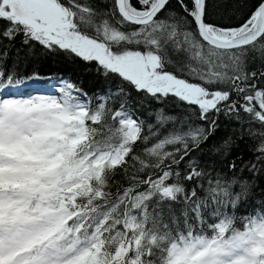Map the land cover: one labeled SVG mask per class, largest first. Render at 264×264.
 <instances>
[{
  "label": "snow or ice",
  "instance_id": "1",
  "mask_svg": "<svg viewBox=\"0 0 264 264\" xmlns=\"http://www.w3.org/2000/svg\"><path fill=\"white\" fill-rule=\"evenodd\" d=\"M0 264H264V0H0Z\"/></svg>",
  "mask_w": 264,
  "mask_h": 264
},
{
  "label": "trees",
  "instance_id": "2",
  "mask_svg": "<svg viewBox=\"0 0 264 264\" xmlns=\"http://www.w3.org/2000/svg\"><path fill=\"white\" fill-rule=\"evenodd\" d=\"M84 80H85V85H87L88 78L87 77H84Z\"/></svg>",
  "mask_w": 264,
  "mask_h": 264
}]
</instances>
